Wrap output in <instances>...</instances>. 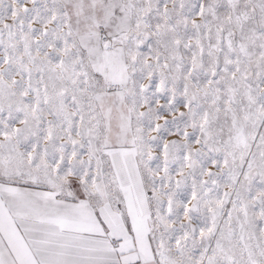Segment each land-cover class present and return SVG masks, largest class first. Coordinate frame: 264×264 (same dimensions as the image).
Returning <instances> with one entry per match:
<instances>
[{"label": "snow or ice", "instance_id": "snow-or-ice-1", "mask_svg": "<svg viewBox=\"0 0 264 264\" xmlns=\"http://www.w3.org/2000/svg\"><path fill=\"white\" fill-rule=\"evenodd\" d=\"M0 264H264V0H0Z\"/></svg>", "mask_w": 264, "mask_h": 264}]
</instances>
